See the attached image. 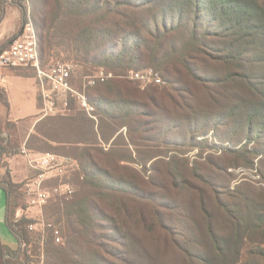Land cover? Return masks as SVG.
I'll list each match as a JSON object with an SVG mask.
<instances>
[{
	"label": "rangeland",
	"instance_id": "1",
	"mask_svg": "<svg viewBox=\"0 0 264 264\" xmlns=\"http://www.w3.org/2000/svg\"><path fill=\"white\" fill-rule=\"evenodd\" d=\"M125 1L136 2L135 0ZM250 1L256 2L264 11V0ZM28 2L26 14L29 15L33 26H37L39 35L44 36L40 43L44 65L48 66L55 62L71 64L74 68L71 78L72 87L85 93L92 100L99 94L96 92V85L99 83L93 86L87 85L88 77L93 76L97 71L105 70L93 69L91 57L95 55L98 58L102 53L101 50L93 46L91 54L86 57L84 46L80 42L82 40L77 38V31H70L71 29L63 25L67 18L63 0L60 1L61 5L56 0L47 1L51 6L47 8V11L60 7L56 23L49 24L46 19L47 26L50 25L49 30L45 27L40 15L43 3L40 0ZM88 5L95 6L96 0H91ZM164 5L165 2L162 1L159 6ZM154 10L155 8L147 7L143 9V13L135 12V16L137 19L142 17L149 19L155 13ZM157 10L160 9L157 8ZM92 11L90 14H93ZM121 12L130 15L131 10L126 8ZM187 15L180 17L185 29H189L194 22L200 25L202 21H205L202 27L213 33L214 36L208 39V43L215 50L207 49L208 55L222 57L229 54L236 59V61H230L228 66L224 62L220 64L204 56L203 63L195 68L203 77L227 81L226 86L218 89L223 93L221 102L207 109H213L217 114L227 116L235 108L232 111L235 113L233 116L221 117L220 120L225 123L223 127L216 125L218 121L216 118L209 117L210 119L205 123L206 126L197 133V135L205 133L208 139L200 142L197 139L192 141L188 129L183 128L182 131L171 133L177 142H182L183 147L167 149L163 155L157 157L158 160L151 159L153 155L145 153L136 155L134 146L128 144L125 128L120 129L112 137H110L111 124L102 125L100 129V120L105 121V117L100 114L106 107L108 101L106 98L101 105L95 106L99 112L98 116L91 105L94 108L95 120H92L95 128L99 124V137L97 134V137L93 138L90 134L89 138L87 134L89 123L73 114L84 111L74 103H72L73 111L64 116L42 117L39 113L37 118L41 122L37 130L34 128V134L28 138L29 121L19 125L16 135H14L15 131H12L11 142L16 147L20 146L19 139L27 138L24 147L29 150L71 157L76 156L75 149H81L82 144L79 142L96 140V145L93 147L103 149L104 155H109L106 159L109 163L117 158L123 160L115 165L114 173L125 183H137L141 189H144L141 191L154 198V202L149 203L138 204L126 201L122 205H116L113 211L105 208L107 215L115 220L117 231L98 230V244L103 249L102 252L100 251L104 259L103 264H264V128H256L258 116L255 114L260 107L264 111V23L262 29L257 32L245 29L239 35V31L225 30L229 26L224 24L219 26L218 22L209 26L210 20L203 17V14L197 19L193 12ZM133 16L130 15L129 18ZM90 17L92 19L93 16L90 15ZM167 19L169 22V17ZM126 21L116 16L110 19L107 30L116 31L113 24L119 22L124 26ZM159 21L160 18L158 23ZM22 27L20 20L15 32L4 42L5 47L17 38ZM143 37L151 45V38L146 34ZM116 43L115 51L112 49V43L106 44L109 53L121 51L120 43ZM142 63L143 65L137 64V67L130 71L143 70V67L148 65L146 64L148 61L144 60ZM14 71L34 78V72L30 69L20 68ZM130 71L125 74L126 78ZM230 74L236 76L232 81L227 80ZM185 79L189 82L190 88L192 85L195 87L193 82L191 84L189 79ZM122 85L124 88L128 87L127 83L122 82ZM199 100L209 106L207 96H201ZM249 115H253L252 120L254 119L253 133L250 136L253 142L246 141L248 129L247 125L243 124ZM242 125L243 129L240 128ZM7 128L9 131L12 130V125L8 124ZM66 142H71L72 145ZM123 142L128 145L118 146V143ZM227 144L234 153L227 151L221 154L219 149L213 148L214 145H219L218 147L226 149ZM87 146L92 147L88 144ZM93 155H99V153L94 152ZM18 159L24 162L23 157L20 156ZM142 161L145 162L144 170L146 171L141 169ZM7 170L5 162H2L1 173L4 174ZM25 179L17 184L23 183ZM74 179L72 177L70 181L75 183ZM17 203L15 218L26 217L30 224H37L32 231L27 228L32 250L28 264H54L51 254L46 252L49 245L46 244L48 240H46V229L48 223L53 225L51 221H56L62 212L59 213L50 203L42 208H29L21 191ZM257 217H261V224L257 221ZM232 218L240 221L241 226L233 225L232 222L235 223V220ZM100 224L106 229L111 227L102 220ZM255 225L257 228H253ZM105 235H109L107 237L110 238L107 239L114 242L105 239ZM59 236L63 244L56 243L51 247H61L64 252L62 258L67 259L68 264H73L74 261L84 264L94 263L90 253L80 246H66L60 233ZM99 247L96 248L97 251Z\"/></svg>",
	"mask_w": 264,
	"mask_h": 264
},
{
	"label": "trees",
	"instance_id": "2",
	"mask_svg": "<svg viewBox=\"0 0 264 264\" xmlns=\"http://www.w3.org/2000/svg\"><path fill=\"white\" fill-rule=\"evenodd\" d=\"M28 1L0 0V23L4 18L6 7L13 6L19 10L23 26L27 21L26 3H29ZM47 1L40 0L43 3L40 15L43 18L42 21L45 27H48L49 30L50 25L47 26V20L49 24L56 23L60 7L47 11V8H51ZM56 1H59L61 5V0ZM135 1V3H130L125 0H96V5L89 7L88 4L91 0H63L67 17L63 25L69 30L71 29L70 31H77V38L82 40L80 42L84 46L86 57L91 54L93 46L101 50L102 53L98 58L95 55L91 57L93 69L103 68L105 72L113 75L112 79L96 85V92H99L96 97L91 100L87 96L88 102L95 110V106L101 105L103 99L108 100L106 107L100 114L105 117L104 122L100 120V129H102V125L111 124L110 137H112L120 129L125 128L129 140L128 144L134 146L136 155H144L142 153H145L146 155H153L150 158L155 159L159 155H163L164 151L169 148L183 147L182 142H177V139L172 137L171 133L174 134L178 130L182 131L183 128H187L190 140L197 139L200 142L203 139H208L205 133H200L199 136L197 133L206 126L205 123L208 122L209 117L216 118L218 120L216 125L223 127L225 123L220 120L221 117L228 118L235 114L232 113L235 108L227 116L217 114L213 109H207L221 102L220 98L223 97V93L218 89L226 86L227 81L219 78L203 77L195 70L198 64L203 63L202 58L204 56H208L211 60L220 64L224 62L228 66L230 61H236L235 57L229 54L222 57L208 55L207 49L215 50L208 43V39L214 35L210 33V30H204V27H202L205 21H202L200 25L194 22L189 29H185L180 17L183 15L188 16L189 12H193L195 19H197L200 18L198 16L203 14V17L209 18V26L214 22H218L219 26L220 24L229 26L225 30L239 31V35H241L245 29L253 32L262 29L264 11L256 2L250 0ZM162 1L165 2V5L160 7ZM147 7L155 8V13L149 19H147L148 17L137 19L135 12H142ZM126 8L131 10L130 15H134L133 18H129L128 13L121 12ZM157 8L160 10L158 11ZM90 11L93 14H90ZM90 15L93 16L92 19ZM116 16L122 20H127L125 25L123 26L117 22L113 24L117 29L116 31L107 30L110 19ZM158 18H160V23H158ZM202 28L203 30H201ZM34 29L39 56L43 61L40 43L43 41L44 36L39 35L36 25ZM46 32L48 31L46 30ZM144 34L151 38V45L147 39H144ZM116 42L120 43L121 51L119 53H109L106 44L112 43V49L115 51ZM4 47L5 43L0 49ZM144 60L148 61L146 63L148 65L144 66L143 70H154L161 78V84H149L141 88L137 82L126 78L125 74L135 69L137 64L143 65ZM86 61H88L87 58ZM234 77H236L235 74H230L227 80L232 81ZM185 78L189 79L191 84L193 82L195 87L192 85V88H190L189 82ZM122 82L127 83L128 87L124 88ZM97 96L99 97L97 98ZM201 96H207L209 106L200 102L199 97ZM83 113L73 114L80 116L89 123L87 125L89 127V133H87L89 138L90 134L93 138L97 137V134L99 137V124L95 128L94 121ZM73 114L71 115L74 116ZM95 114L98 116L99 112L96 110ZM255 114L258 116L256 128L263 129L264 111L260 107ZM252 118L253 115H249L243 121V124L247 125L248 137L246 141L249 142H253V139H250L253 133L254 119L252 120ZM37 126L35 130H37ZM93 126L95 133L92 129ZM240 128L243 129V125ZM92 140L79 142L82 147L81 149H75L74 155L76 156L72 157L79 164V172L73 176L75 178L73 185L76 191L67 198H55L49 201L59 213L62 212L56 221H51L53 225L48 223L49 226L47 225L46 229V240L48 239L46 244H49L46 252L51 254L54 264H68L69 262L67 259L62 258L64 252L61 247H51L52 244H56L54 241L55 230L62 235L66 246H80L87 253H90L94 261L90 264H103L104 259L101 255L103 249L98 244V230L117 231L115 220L107 215L106 209L113 211L116 205H122L126 201L138 204L141 202H154V198L141 191L144 189H141L137 183H125L121 177L114 173L115 165L123 160L114 158L115 160L109 163L106 160L109 155H104L103 149L93 147L96 145V140L90 142ZM6 141L3 137H0V169L2 168V156L11 154V151L6 147ZM66 143L72 145L71 142ZM87 144L92 147L87 146ZM128 144L123 142L118 143V146ZM218 146L214 145L213 148L219 149L221 154L227 153V151L234 153L228 147V144L226 149L221 148L223 147L222 144H220L221 147ZM194 148L198 147L194 146ZM94 152L99 153V155H93ZM53 154L60 155L58 153ZM142 164L140 165L141 169L146 171L144 170L145 162L142 161ZM22 187L23 183L15 184L11 181L8 170L4 174H0V188L5 191L7 196L5 225L17 244L15 249H11L0 241V264H28L31 256V243L27 230L30 221L26 217L15 218L14 216L18 208L17 200L19 192H22ZM257 219L255 220L260 223L261 217H257ZM101 220L108 223V226L111 225V227H107V229L103 227L100 224ZM232 220L235 219L232 218ZM232 223L233 225L236 224L237 227L241 226L240 221L235 220V223ZM253 228H257V226L255 225ZM107 236L109 235H105L104 238H110ZM111 241L114 242V240H109V242ZM61 242L58 244H63ZM97 247H99L98 251ZM118 260L121 259L118 258ZM73 264L84 263L74 261Z\"/></svg>",
	"mask_w": 264,
	"mask_h": 264
},
{
	"label": "built area",
	"instance_id": "3",
	"mask_svg": "<svg viewBox=\"0 0 264 264\" xmlns=\"http://www.w3.org/2000/svg\"><path fill=\"white\" fill-rule=\"evenodd\" d=\"M28 16L27 14V21L17 38L0 49V83L3 82L2 70L30 69L36 80L42 117L64 116L74 103L89 118L95 120L94 108L85 93L75 90L71 85L73 66L62 62L44 65L39 56L36 32ZM112 78V73L100 70L88 77L87 85L104 83ZM127 78L137 82L141 88L162 83L159 75L152 69L130 71ZM20 155L31 173L23 181L22 187L25 203L29 208H42L52 199L73 195L75 188L70 179L79 172V164L75 158L50 152L38 153L25 147L20 150ZM36 225L30 224L29 230H34ZM54 241L60 243L57 230L54 231Z\"/></svg>",
	"mask_w": 264,
	"mask_h": 264
},
{
	"label": "crops",
	"instance_id": "4",
	"mask_svg": "<svg viewBox=\"0 0 264 264\" xmlns=\"http://www.w3.org/2000/svg\"><path fill=\"white\" fill-rule=\"evenodd\" d=\"M20 18L18 9L13 6L6 7L4 18L0 23V47L15 32ZM1 75L3 82L0 83V137L7 140L6 147L11 151V154H7L9 156H2V162H5L8 168L11 181L17 184L31 174L25 162L18 157L21 156L20 150L24 147L27 138L34 134V128L40 122L37 115L40 113L41 103H38L40 99L36 80L33 77L20 75L14 70H2ZM71 110L72 106L69 113ZM24 121L30 122V131L27 138L19 139L20 146L16 147L11 142V134L15 131L14 135H16L19 125ZM8 124L12 125L10 131L7 128ZM0 174H2L1 169ZM6 201V193L0 188V241L7 247L15 249L16 241L5 225Z\"/></svg>",
	"mask_w": 264,
	"mask_h": 264
}]
</instances>
